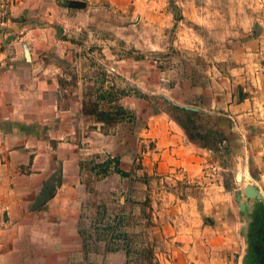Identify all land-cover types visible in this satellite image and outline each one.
<instances>
[{"label": "rangeland", "instance_id": "rangeland-1", "mask_svg": "<svg viewBox=\"0 0 264 264\" xmlns=\"http://www.w3.org/2000/svg\"><path fill=\"white\" fill-rule=\"evenodd\" d=\"M72 1L75 6L56 2L52 33L45 39L59 44L51 60L68 74L69 89L84 96L85 109L95 110V119L98 113L105 117L99 130L85 131L82 146L87 176L78 197L85 203L76 214L80 230L94 237L85 239V249L100 251L109 239V248L122 253L125 264H165L164 253L169 251L166 246L155 255V233L177 199L190 198L193 205L180 206L186 216L183 225L197 228L199 211L211 230L243 235L248 256L257 245L256 217L238 215L233 196L231 212L227 209L216 158L207 160L197 178L180 169L163 175L146 172L141 159L153 150L144 127L152 115L181 118L184 106L198 108L202 98L208 103L210 96L222 95L224 100L233 91L242 97L230 73L238 72L244 88L253 89L248 78L264 72V0H132L123 6L105 0ZM114 152L127 155L126 168ZM224 169L227 181L230 162H224ZM232 215L237 216L235 224ZM55 250H48L44 260L59 264V248ZM89 251H80V263L105 258Z\"/></svg>", "mask_w": 264, "mask_h": 264}, {"label": "crops", "instance_id": "crops-1", "mask_svg": "<svg viewBox=\"0 0 264 264\" xmlns=\"http://www.w3.org/2000/svg\"><path fill=\"white\" fill-rule=\"evenodd\" d=\"M105 1L123 6L132 0ZM56 2L0 0V264H50L44 256L56 247L59 264H125L124 255L109 248V239L100 251L86 250L85 239L94 237L78 227L82 221L76 212L85 203L78 194L85 191L87 176V157L82 149L85 131L95 132L103 122L83 112L84 96L69 89L68 74L60 72L51 60L59 44L45 37L52 33L50 19ZM237 73H230L235 75L231 81L236 82L235 88L241 87L242 97L237 98L233 91L224 100L222 95L210 96L208 103L202 98L197 106L199 111L216 116L222 150L203 147L189 139L174 119L157 113L144 126L153 150L141 160L146 172L163 175L180 169L197 178L203 175L207 160L216 158L227 209L231 212L229 197L233 196L232 201L243 203L244 211L238 215L252 213L257 221V202L245 199L241 190L253 186L264 208V72L248 78L253 89H245V79ZM102 132L106 139H112L108 132ZM138 132L141 137V130ZM114 153L126 168L127 155ZM225 161L232 165L227 181ZM235 193H239L238 202ZM192 201L177 199L172 205V214L166 215L164 225L155 233V255L159 257L167 246L165 264H243V235L211 230L199 211L194 218L197 228L183 225L186 216L181 215L180 206L184 207L183 202L193 205ZM201 206L198 201L197 207ZM237 220L232 215L234 224ZM80 251L82 255L87 251L95 256L100 253L105 258L98 261L96 257L98 263H80Z\"/></svg>", "mask_w": 264, "mask_h": 264}, {"label": "trees", "instance_id": "trees-1", "mask_svg": "<svg viewBox=\"0 0 264 264\" xmlns=\"http://www.w3.org/2000/svg\"><path fill=\"white\" fill-rule=\"evenodd\" d=\"M83 112L89 115H94L96 113L95 110L85 109V105ZM182 115L183 117L181 118L174 117L173 119L185 131L189 139L199 141L203 147H207L213 151H220L224 148L219 147L222 146V138L218 129H215V115L191 109H184L182 111ZM95 117L97 120H102L105 118L103 113H98ZM196 120H199L201 124H195Z\"/></svg>", "mask_w": 264, "mask_h": 264}, {"label": "water", "instance_id": "water-1", "mask_svg": "<svg viewBox=\"0 0 264 264\" xmlns=\"http://www.w3.org/2000/svg\"><path fill=\"white\" fill-rule=\"evenodd\" d=\"M58 4L68 7V6H75V3L72 0H58ZM25 56L29 60V52L27 49H25ZM186 109L196 110L199 109L192 106H184ZM224 145V142H223ZM222 145V146H223ZM242 196L247 200H252L257 202L256 209L258 210V220L256 221V218L252 221H254V224L259 227V230H257V245L251 249L249 252L250 254L245 256V254L242 256V263L243 259L250 261V264H264V208L262 207L261 203V196L257 193L255 188L251 185H246L241 190ZM235 199L238 202L240 199L239 193H235ZM239 210H243V203H240L237 205ZM244 264V263H243Z\"/></svg>", "mask_w": 264, "mask_h": 264}, {"label": "flooded vegetation", "instance_id": "flooded-vegetation-1", "mask_svg": "<svg viewBox=\"0 0 264 264\" xmlns=\"http://www.w3.org/2000/svg\"><path fill=\"white\" fill-rule=\"evenodd\" d=\"M240 203H242V202H240ZM240 203H239V204H240ZM242 211H244V209H243V210H239L238 212H242Z\"/></svg>", "mask_w": 264, "mask_h": 264}]
</instances>
